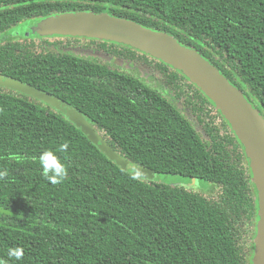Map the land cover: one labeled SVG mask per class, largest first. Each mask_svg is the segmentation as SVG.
Returning a JSON list of instances; mask_svg holds the SVG:
<instances>
[{"label": "trees", "instance_id": "obj_1", "mask_svg": "<svg viewBox=\"0 0 264 264\" xmlns=\"http://www.w3.org/2000/svg\"><path fill=\"white\" fill-rule=\"evenodd\" d=\"M76 11L107 12L169 33L214 64L264 117V0H0V73L72 103L128 162L155 172L153 179L132 175L128 163L110 160L56 108L0 86V170L8 172L0 179V260L251 264L258 203L249 159L199 87L181 72L180 95L186 80L195 90L177 98L187 101L186 115L130 73L117 77L46 39L36 45L27 34L1 36L24 20ZM65 140L69 150L58 155L67 179L52 185L38 157ZM160 174L218 189L206 194ZM17 247L19 260L8 256Z\"/></svg>", "mask_w": 264, "mask_h": 264}, {"label": "water", "instance_id": "obj_2", "mask_svg": "<svg viewBox=\"0 0 264 264\" xmlns=\"http://www.w3.org/2000/svg\"><path fill=\"white\" fill-rule=\"evenodd\" d=\"M40 35L69 34L122 42L180 70L214 103L243 145L249 159L251 180L257 190L258 220L251 264H264V117L220 70L196 49L182 45L167 32L107 12L76 11L50 15L31 27ZM0 86L39 99L60 111L72 124L117 165L129 163L127 171L138 178L153 179L154 170L128 162L116 152L86 116L64 99L29 83L0 73Z\"/></svg>", "mask_w": 264, "mask_h": 264}, {"label": "flooded vegetation", "instance_id": "obj_3", "mask_svg": "<svg viewBox=\"0 0 264 264\" xmlns=\"http://www.w3.org/2000/svg\"><path fill=\"white\" fill-rule=\"evenodd\" d=\"M30 32H27V36H29ZM32 33L35 34L34 36H36L32 37L33 40L37 41L36 45H38L42 39H46L48 42L55 43L56 45L54 46L60 51H70L79 56L96 59L98 62L105 64L106 67L110 68L111 70L117 71L119 73L117 77H125L128 75V73L134 75L141 84L155 88L168 98L174 99V102L181 106L180 108L182 112L187 115V101L185 100L184 103L181 104L177 98L180 96L182 98L187 97L188 92L194 94V87L189 85L188 80L184 81V83L187 84V87L184 88L186 92H183L180 95V90L183 87L181 81L184 80L182 79L183 76L181 71L179 72L178 69H175L167 63H162L158 58H155L152 55L128 44L108 39L82 35H40L36 32ZM113 76L114 74L109 75L108 77L113 79ZM189 89H191V91H189ZM70 104L73 105L72 103ZM204 107L205 108H203V112L205 114L212 110L210 104ZM195 120L197 121V119Z\"/></svg>", "mask_w": 264, "mask_h": 264}, {"label": "clouds", "instance_id": "obj_4", "mask_svg": "<svg viewBox=\"0 0 264 264\" xmlns=\"http://www.w3.org/2000/svg\"><path fill=\"white\" fill-rule=\"evenodd\" d=\"M69 150V142L65 140L56 148L43 150L38 157V162L42 170L43 177L52 185L63 183L67 179V167L58 153L63 154ZM8 175L7 169L0 170V179ZM8 256L19 260L22 256V249L10 248ZM0 264H7L6 261L0 260Z\"/></svg>", "mask_w": 264, "mask_h": 264}, {"label": "rangeland", "instance_id": "obj_5", "mask_svg": "<svg viewBox=\"0 0 264 264\" xmlns=\"http://www.w3.org/2000/svg\"><path fill=\"white\" fill-rule=\"evenodd\" d=\"M35 22H36L35 19L24 20L23 22L19 23L14 29H10V30L8 29V31L4 32L3 35L1 36L13 35L14 37H21V36L23 37V35H26L27 32H30L31 27L34 26ZM34 35L35 34L30 33L29 37H36ZM129 168H130V165L128 163V170ZM131 174L135 175L133 173ZM156 177L157 179L167 181L168 183L170 182V183L190 184L193 186L195 191H203L206 194H213L214 192H212V190L214 189V187L218 189V186L216 184L209 182V181L200 180V179H188L186 177H182L179 175H169V174H160V175H157ZM184 186L189 188V186L185 184Z\"/></svg>", "mask_w": 264, "mask_h": 264}]
</instances>
